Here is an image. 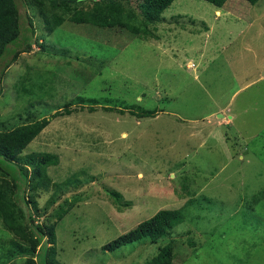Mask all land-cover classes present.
<instances>
[{
	"label": "rangeland",
	"instance_id": "1",
	"mask_svg": "<svg viewBox=\"0 0 264 264\" xmlns=\"http://www.w3.org/2000/svg\"><path fill=\"white\" fill-rule=\"evenodd\" d=\"M29 1L17 3L32 18L35 34L25 20L22 39L33 48L2 76L0 131L51 120L20 163L40 153L59 158L47 170L49 189L27 191L36 224L55 223L56 264H146L170 243L173 264H264V0L221 9L176 0L156 23L145 19L142 0L75 4L120 5L147 37L70 20L50 34ZM42 35L45 48L36 44ZM227 104L221 113L233 120L216 129L223 120L215 113ZM197 126L205 132L192 138ZM74 200L59 221L60 207ZM180 209L183 222L157 244L104 251L159 211ZM13 239L0 217L1 261Z\"/></svg>",
	"mask_w": 264,
	"mask_h": 264
},
{
	"label": "trees",
	"instance_id": "2",
	"mask_svg": "<svg viewBox=\"0 0 264 264\" xmlns=\"http://www.w3.org/2000/svg\"><path fill=\"white\" fill-rule=\"evenodd\" d=\"M45 1L48 2V10L44 8ZM83 1L86 0H31L27 4L31 7H38L45 28L50 34L54 33L67 20L78 25H92L98 29L119 27L141 37H147L149 34L148 28L141 32L140 26L132 23V15L126 13L120 5L100 4L91 10L85 11L75 6L78 2ZM175 1L142 0L140 8L145 15V19L156 23L160 20L163 12ZM203 1L221 9L229 0ZM244 1L255 5L260 0ZM25 20L29 23V28L26 30L34 35L32 18L21 14L17 0H0V68L7 54L11 53L13 56L11 61H8L5 65V70L0 73V82L6 69L15 63L22 53L31 52L33 48L31 39H22V22ZM41 37L36 39V44L45 48V40H42L45 39V35ZM40 41H42L41 44ZM22 44L25 46L22 49H17V47L23 46ZM12 47L15 48L12 49ZM27 89L24 86L20 90L27 93ZM77 100L80 103L82 102L81 104L86 103L83 98ZM91 101L97 102V100ZM69 107L70 104H66V109ZM94 109L96 108H91V111ZM107 111L111 110L108 109ZM131 113L134 114L133 111ZM156 113L157 111H141L138 116L151 117L156 116ZM57 114V116L71 114V110L63 113L58 112ZM50 121L45 118L17 126L12 130L0 131V217L5 228L20 240L19 242L14 239L10 241L9 250L4 254L6 256L5 260L1 261L2 257H0V264L12 263L16 257L25 258V264H56L57 250L55 244L57 236L55 223L36 224L34 216L29 213L31 209L30 199H33V193L30 194L27 191L30 187L32 192L38 190V187L45 190L49 189L51 179L47 174V170L49 167L57 166L59 158L51 153H40L30 156L29 164L20 163L21 154L49 126ZM110 194L115 196L117 201L118 198L122 197L116 192ZM261 195L264 196V192ZM76 203L77 200L66 201L55 214L58 220L61 221ZM183 219V209L161 210L152 218L139 224L135 229L106 244L103 249L104 251L114 252L122 247L139 242L157 244L168 236L177 225L182 223ZM24 242H28L30 248L24 245ZM173 246L170 243L163 247L160 253L146 264H173Z\"/></svg>",
	"mask_w": 264,
	"mask_h": 264
},
{
	"label": "crops",
	"instance_id": "3",
	"mask_svg": "<svg viewBox=\"0 0 264 264\" xmlns=\"http://www.w3.org/2000/svg\"><path fill=\"white\" fill-rule=\"evenodd\" d=\"M233 99V98H232ZM230 106L231 105H229V104H227L224 108H222V109H220V111H218V112H216L215 114H219L218 115V119H220V120H223L222 122H218L217 124L216 123H214L215 124V128L216 129H219V128H222V127H224V130H225V128H227L228 127V124H229V121L231 120H233V117L232 116H226L224 113H221V112H224V111H230ZM213 116V115H212ZM196 120H194V121H192V122H195ZM191 122V121H190ZM225 125V126H223V125ZM214 128V129H215ZM192 135H191V137L193 138L194 137V135L195 134H197V133H199L200 131H202V133L203 132H205V130H202V128L200 127V126H197V127H194V128H192ZM213 132V134L214 135H216V130H214L213 131V128L211 129V131H210V133H212ZM218 138V137H217ZM225 141V140H224ZM228 142H226L225 141V144H227ZM243 157L242 156H240V159H242Z\"/></svg>",
	"mask_w": 264,
	"mask_h": 264
}]
</instances>
